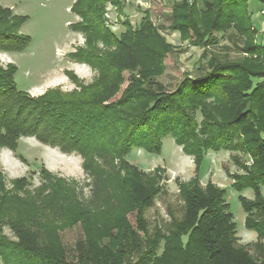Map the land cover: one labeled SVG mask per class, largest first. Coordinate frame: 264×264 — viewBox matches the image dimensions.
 I'll return each mask as SVG.
<instances>
[{"label": "trees", "instance_id": "obj_1", "mask_svg": "<svg viewBox=\"0 0 264 264\" xmlns=\"http://www.w3.org/2000/svg\"><path fill=\"white\" fill-rule=\"evenodd\" d=\"M108 1L120 15L124 13L123 0H75L71 11L82 21L72 28L86 34L87 47L73 58L99 71L91 88H100L110 76V94L104 102L116 96L125 72L136 73L122 97L104 104L97 94L68 95L57 89L32 96L18 88L17 66L0 63V148L16 152L22 137H35L64 153L83 155L85 169L109 189L108 201L117 211L103 228L86 230L71 251L55 230L56 244L45 247L28 229L34 222L29 223L26 216L14 219L15 205L36 211L59 203L67 208L72 205L75 212L67 221L69 226L79 221L87 224L93 213L90 204L66 180L58 179L54 186L51 182L53 190L46 195L21 197L6 189L0 176L2 264H264V44L257 40L249 0H204L202 7L187 1L174 4L172 29L202 48L201 58L207 61L197 74L186 75L173 92L153 80L164 68L171 47L148 13L135 28L125 19L126 29L118 35L107 24ZM28 19L0 5V51L20 52L30 45L31 37L21 30ZM219 34L235 40L238 52L247 57L220 58L211 52L223 46L233 49L220 45ZM96 41L114 47L113 53L123 51L122 58L100 54ZM135 53L151 65L138 64ZM167 136L194 158L196 175L180 184L182 216H173L166 230L156 225L150 231L146 210L161 192L158 186L164 176L157 167L151 178L126 157L134 147L161 153ZM210 150L242 152L250 158L249 164L234 158L240 171L232 177L236 191L255 193L253 199L240 196L246 228L257 234L250 245L238 243L226 190L210 181L201 184L202 163ZM98 158L107 164L101 173L99 164L94 167ZM41 172L45 180H51L45 168ZM115 178L118 191L107 183ZM20 182L27 184V178L14 181V187ZM130 213L134 223L128 218ZM6 224L17 240L3 233ZM251 245L256 254L249 249Z\"/></svg>", "mask_w": 264, "mask_h": 264}, {"label": "rangeland", "instance_id": "obj_2", "mask_svg": "<svg viewBox=\"0 0 264 264\" xmlns=\"http://www.w3.org/2000/svg\"><path fill=\"white\" fill-rule=\"evenodd\" d=\"M180 1H187L189 4L202 7L204 0H123L125 6L122 15L110 1L105 5L107 24L118 35L126 29L123 25L125 19L130 20L135 28L143 20L146 12L148 13L150 22L157 27V32L171 47L165 55L164 68L153 77V80L165 86L167 92H173L186 75L197 74V68L200 65L204 66L207 61L201 58L202 48L192 44L191 40L183 39L180 32L171 27L174 23L173 6ZM74 2L75 0H0L1 6L11 8L16 14L29 17L21 30L31 37L30 45L23 51H0V63L3 66L14 63L17 66L15 75L17 86L32 96H39L50 89H57L68 95L94 96L97 94L104 104L111 103L122 97L123 92L131 83V76L134 77L136 73H124V81L118 85L116 96L109 101L104 102L110 94L111 86L108 83L110 76L107 77V83H102L100 88H91L95 80L100 77L99 71L94 66L73 58V54L79 49L87 47L86 34L72 28V25L82 21L80 16L71 11ZM249 3L252 10H256L260 5L259 0H249ZM218 36L220 45L229 44L233 49L229 51L223 46L211 49V52L220 58L226 55L230 58L247 57L246 53L238 52L237 45L234 44L235 40L229 41L222 34ZM95 45L100 54H111L115 50L114 47L106 46L101 41H96ZM120 53L123 51L113 53L112 57H121L123 54ZM135 57L138 64L143 62V66L151 65L138 53H135ZM201 119L202 117L198 115V120ZM235 157L242 162L250 163L249 156L242 152L210 150L202 163L200 180L203 186L210 181L226 190L225 198L234 216L238 243L250 245L256 241L257 234L246 228V213L243 210L240 196L253 199L255 193L252 189L240 193L233 188V174L240 171L234 161ZM126 158L151 178L157 174L155 169L161 168L160 171L164 176V180L159 181L158 186L161 192L155 197L153 206L146 210L145 215L149 221L150 231L156 225L166 230L173 216L181 217L183 214L184 202L179 188L181 183L188 182L195 177L194 158L186 155L172 136L163 138L162 151L159 154L134 147ZM96 160L94 167L99 164L98 171L100 173L106 171L107 164L102 159ZM85 161L86 158L77 152L64 153L57 147L41 143L35 137H22L16 152L8 148H0L2 179L0 180L6 189L15 191L21 197L28 195L39 197L43 193L46 195L51 192L52 185L54 186L58 179H62L76 188V191L80 192V197L90 204V210L93 213L87 224L79 221L69 226L70 222L67 223V221L75 212L72 205L67 208L59 203L38 211L24 205L20 207L15 205L12 211L14 219L26 216L31 221L29 223L34 222L28 229L36 234L40 245L45 247L55 245L57 241L55 230L71 251L76 241L85 237L86 230L101 229L103 225H107V221L114 217L117 208L115 204H110L108 201L111 196L108 194L109 189L103 186L101 179L85 169ZM42 167L50 174L51 180H45L41 172ZM23 177L27 178V184L20 182L18 187H14V181ZM136 180L137 178H131L132 182ZM51 182L53 184L50 187ZM107 183H110L112 190H119L118 178L111 179ZM128 218L132 223L135 222L134 214L130 213ZM3 233L10 239L17 240L8 224L3 226ZM249 249L256 254L252 245ZM0 264H2L1 259Z\"/></svg>", "mask_w": 264, "mask_h": 264}, {"label": "crops", "instance_id": "obj_3", "mask_svg": "<svg viewBox=\"0 0 264 264\" xmlns=\"http://www.w3.org/2000/svg\"><path fill=\"white\" fill-rule=\"evenodd\" d=\"M256 10H252V21L257 31V40L264 44V1L259 3ZM262 37V38H261Z\"/></svg>", "mask_w": 264, "mask_h": 264}]
</instances>
